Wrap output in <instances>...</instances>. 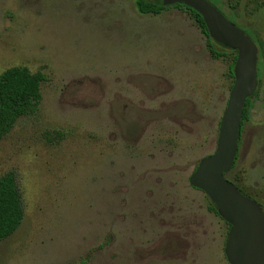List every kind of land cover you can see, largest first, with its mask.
Here are the masks:
<instances>
[{
	"label": "rangeland",
	"instance_id": "1",
	"mask_svg": "<svg viewBox=\"0 0 264 264\" xmlns=\"http://www.w3.org/2000/svg\"><path fill=\"white\" fill-rule=\"evenodd\" d=\"M258 48L227 178L264 209V0H207ZM253 40V41H254ZM183 11L134 0H0V73H41L37 113L0 140L23 218L0 264H229L227 224L190 186L212 154L233 53Z\"/></svg>",
	"mask_w": 264,
	"mask_h": 264
},
{
	"label": "water",
	"instance_id": "2",
	"mask_svg": "<svg viewBox=\"0 0 264 264\" xmlns=\"http://www.w3.org/2000/svg\"><path fill=\"white\" fill-rule=\"evenodd\" d=\"M161 5H184L195 10L206 25L208 36L222 47L237 52L234 81L218 128L216 147L202 158L189 177L191 187L202 191L229 225L224 254L229 264H264V210L242 195L225 178L238 149L243 106L257 88L258 48L251 39L206 0H161Z\"/></svg>",
	"mask_w": 264,
	"mask_h": 264
},
{
	"label": "trees",
	"instance_id": "3",
	"mask_svg": "<svg viewBox=\"0 0 264 264\" xmlns=\"http://www.w3.org/2000/svg\"><path fill=\"white\" fill-rule=\"evenodd\" d=\"M134 1L137 11L142 15H158L163 11H166L169 7L161 5V0ZM172 6L186 13L198 26L200 31L205 35L207 40L206 46L212 58L217 59L221 57V55L211 47L212 43L222 48L223 50L234 54L231 60V64L228 68L229 78L234 81L233 67L235 64L237 52L226 49L221 45L215 43L208 36L207 28L203 21V18L195 10L188 8L182 4H175ZM213 6L218 11H220L228 20H230L237 26L235 15L225 14L220 8H217L215 5ZM250 39L254 44L256 43L254 38ZM43 81V74L39 72L31 73L25 67H11L0 73V140L11 131L19 118L37 113L41 101L40 86ZM255 94L256 91L253 96H255ZM252 97H249L245 100L241 124L246 117L247 106ZM224 176L227 180H229L227 178V174H225ZM238 190L242 195H244L239 188ZM208 210L217 214L215 206L210 200ZM22 218L23 212L20 194L16 186L14 175L9 172L0 176V241L8 238L16 231L22 221ZM227 227L229 229V225H227Z\"/></svg>",
	"mask_w": 264,
	"mask_h": 264
},
{
	"label": "crops",
	"instance_id": "4",
	"mask_svg": "<svg viewBox=\"0 0 264 264\" xmlns=\"http://www.w3.org/2000/svg\"><path fill=\"white\" fill-rule=\"evenodd\" d=\"M143 15H145V14H143Z\"/></svg>",
	"mask_w": 264,
	"mask_h": 264
}]
</instances>
